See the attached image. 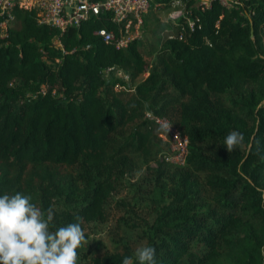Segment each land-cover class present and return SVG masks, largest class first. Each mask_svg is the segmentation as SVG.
Masks as SVG:
<instances>
[{
  "label": "trees",
  "instance_id": "obj_1",
  "mask_svg": "<svg viewBox=\"0 0 264 264\" xmlns=\"http://www.w3.org/2000/svg\"><path fill=\"white\" fill-rule=\"evenodd\" d=\"M246 3L251 19L186 0L155 56L136 38L116 46L96 34L118 33L108 11L60 32L17 7L0 34V196H30L45 218L51 208L52 231L104 221L124 175L151 159L154 138L164 142L149 109L189 138L183 164L156 158L157 178L172 183L144 235L155 264H264V0ZM232 131L244 142L229 153ZM125 257L138 264L122 242L80 264Z\"/></svg>",
  "mask_w": 264,
  "mask_h": 264
},
{
  "label": "rangeland",
  "instance_id": "obj_2",
  "mask_svg": "<svg viewBox=\"0 0 264 264\" xmlns=\"http://www.w3.org/2000/svg\"><path fill=\"white\" fill-rule=\"evenodd\" d=\"M183 8V1L153 8L143 19L142 34L138 38L141 41L140 49L151 51L155 56L159 42L175 30L176 21L174 22L172 14L177 10L183 11ZM120 74L124 75V72L120 71ZM143 77L141 74L138 80ZM229 96H236V92L224 95L222 99L226 101ZM153 142L151 159L144 161L138 157L136 167L124 175L121 187L112 193L107 202L106 219L82 225L87 244L77 250V264L84 263L91 256L105 250L118 249L122 242L128 243L134 251L145 246V231L155 215L157 206L171 197V180L166 179L167 183H163L161 178H157L155 169L156 158L163 156L167 146L156 138ZM55 206L60 208L62 204L58 200Z\"/></svg>",
  "mask_w": 264,
  "mask_h": 264
},
{
  "label": "built area",
  "instance_id": "obj_3",
  "mask_svg": "<svg viewBox=\"0 0 264 264\" xmlns=\"http://www.w3.org/2000/svg\"><path fill=\"white\" fill-rule=\"evenodd\" d=\"M174 1H183L185 4L183 11L177 10L172 14L175 22L179 16L186 14V0H0V34L6 33L9 24L15 17L14 11L17 7L33 9L38 22L51 24L57 27L60 32L71 26L79 25L91 16L108 11L118 28V33L116 34L113 29L106 27H99L94 32L100 35L103 40L111 41L116 46H125L129 40L141 37L144 14L151 5L158 7ZM218 1L227 8L238 9L242 15L249 19L254 12L253 8L246 3L247 0ZM197 4L203 8L210 5V0H197ZM186 21L192 28L191 17H187ZM261 29L264 32V21L261 23ZM55 41L58 42V37ZM112 68V66H108L104 71L107 73ZM142 74L146 76L148 68ZM123 76L126 77V74ZM114 88L116 90L128 89L123 84H116ZM42 91H44V87H42ZM144 116L160 127L158 135L167 145V151L163 153L164 160L173 164H183L188 150L189 138L187 134L177 128L168 116L153 113L149 109L144 110Z\"/></svg>",
  "mask_w": 264,
  "mask_h": 264
},
{
  "label": "clouds",
  "instance_id": "obj_4",
  "mask_svg": "<svg viewBox=\"0 0 264 264\" xmlns=\"http://www.w3.org/2000/svg\"><path fill=\"white\" fill-rule=\"evenodd\" d=\"M243 142V133L232 131L224 146L231 153ZM30 201L21 193L0 196V264H77V250L87 244L81 223L52 231L53 210L49 208L45 218ZM155 254L154 247L144 246L135 250V259L138 264H155ZM122 264H134L133 258L125 257Z\"/></svg>",
  "mask_w": 264,
  "mask_h": 264
}]
</instances>
